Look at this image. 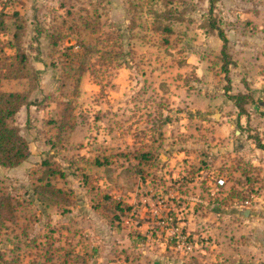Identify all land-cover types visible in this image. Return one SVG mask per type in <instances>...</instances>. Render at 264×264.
<instances>
[{"label": "rangeland", "instance_id": "1", "mask_svg": "<svg viewBox=\"0 0 264 264\" xmlns=\"http://www.w3.org/2000/svg\"><path fill=\"white\" fill-rule=\"evenodd\" d=\"M153 10L178 20L153 24ZM0 12L9 28L0 40L10 39L17 13L37 73L30 105L9 120L30 152L0 167L14 215L0 226V264H188L209 250L205 235L219 246L230 237L234 211L264 212V153L254 146L264 120V0H216L211 11L208 0H0ZM212 23L228 37V93L248 95L245 115L223 91ZM112 41L121 53L111 61L77 46ZM67 102L72 126L60 131ZM47 163L62 173L44 178L66 193L57 205L34 190ZM181 237L191 246L185 254Z\"/></svg>", "mask_w": 264, "mask_h": 264}, {"label": "trees", "instance_id": "2", "mask_svg": "<svg viewBox=\"0 0 264 264\" xmlns=\"http://www.w3.org/2000/svg\"><path fill=\"white\" fill-rule=\"evenodd\" d=\"M163 6L171 3L172 0H161ZM209 1V11L213 8V4L216 0ZM152 14L156 18L155 24L158 18L171 19L174 18L178 20L177 17L171 15L169 10L157 12L152 11ZM66 16L70 18L75 16V13H66ZM5 14L0 12V34L6 33L9 28L5 21ZM13 27L11 28L10 39L0 40V167L2 168H12L18 166L24 162L28 155V143L26 139L19 134L18 128L12 125L9 120L13 118L15 113L22 107L30 105L29 94L37 85V73L28 65V58L21 43V35L23 33L22 23L18 17L17 13L12 14ZM79 20L82 17L78 16ZM83 29L87 32L93 34L97 27L91 25L89 27L88 21H80ZM91 23V22H90ZM160 24V23H159ZM158 24V25H159ZM158 25L154 26V30L158 29ZM210 31H215L217 38L220 40L221 45L219 48L220 54V68L224 74V79L227 81L226 85L223 87V91L229 100L233 101V105L236 107L239 115H245L246 111L244 109V104L249 100V97L245 93L229 94V78H228V66L232 64L230 55L227 51V38L220 27H217L213 23L210 24ZM134 26V20L132 15H130L128 21V29L131 30ZM89 27V28H88ZM164 33H170L171 29L167 24H164L160 28ZM60 36L55 34V36L49 40L50 45H56L57 39ZM167 41V39H164ZM103 42L100 39V44ZM80 48V52L84 56H91L97 54L100 59L106 58L108 61L115 59L117 55L121 52L120 45L115 41H112L107 47V43L104 46L100 45V49L93 43H83L77 45ZM116 46L118 51H113V47ZM74 45L69 44L65 46L66 50H72ZM5 49L12 50L11 53H5ZM116 53V54H115ZM68 66L73 67L74 64L72 60L68 61ZM82 62L78 63L76 66V80L84 71ZM74 71V72H75ZM70 103L67 102L64 106L62 112L60 113L59 124L57 125L58 130H62L65 126H72V123L67 121L70 112ZM254 146L258 149L263 150L264 145L260 143V140L254 139ZM97 164V163H95ZM62 175L56 167L52 168L47 163L44 165V170L41 176L38 178V185H35L34 190L37 196L47 205H57L60 201H66L67 196L63 189L54 186L50 183L49 178L54 174ZM44 180V181H43ZM85 181V179H84ZM120 205L115 203V207L119 208ZM13 210L11 205V197L8 194H0V226L4 224L5 221L13 220Z\"/></svg>", "mask_w": 264, "mask_h": 264}, {"label": "crops", "instance_id": "3", "mask_svg": "<svg viewBox=\"0 0 264 264\" xmlns=\"http://www.w3.org/2000/svg\"><path fill=\"white\" fill-rule=\"evenodd\" d=\"M226 38H228L226 36ZM264 48V43L259 44ZM251 46V44H250ZM247 46L248 48L250 47ZM249 52V49H247ZM264 52V51H263ZM249 60L254 61L253 59ZM232 60V59H231ZM260 62H264V54L260 56ZM258 61V62H259ZM233 62V61H232ZM262 79V97L260 109H264V71L260 73ZM229 78V76H228ZM243 93L241 90L238 91ZM260 143L264 145V120L259 124ZM255 152L260 156L264 150L255 148ZM255 207L259 204H254ZM242 213V215H241ZM235 212L234 221H231L230 237L224 239L221 246L217 245L213 240H208L207 236L203 239V245L211 243L209 250L198 249L193 255L196 259H191L188 264H264V212L261 214L255 209H245ZM239 216H238V215ZM234 226V227H233ZM218 240V239H217ZM152 264H162L154 259ZM166 264H171L167 262Z\"/></svg>", "mask_w": 264, "mask_h": 264}, {"label": "built area", "instance_id": "4", "mask_svg": "<svg viewBox=\"0 0 264 264\" xmlns=\"http://www.w3.org/2000/svg\"><path fill=\"white\" fill-rule=\"evenodd\" d=\"M223 182L222 179H217V183L219 185H221ZM177 246H181L183 248V252L184 254L187 253V251H189L191 249L190 244L187 243V241H185V237H181L180 239L177 240Z\"/></svg>", "mask_w": 264, "mask_h": 264}]
</instances>
